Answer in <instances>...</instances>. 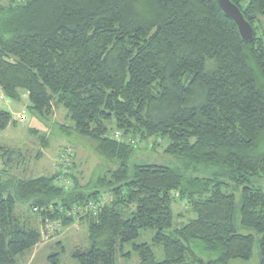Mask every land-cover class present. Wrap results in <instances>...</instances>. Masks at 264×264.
<instances>
[{
	"label": "trees",
	"instance_id": "16d2710c",
	"mask_svg": "<svg viewBox=\"0 0 264 264\" xmlns=\"http://www.w3.org/2000/svg\"><path fill=\"white\" fill-rule=\"evenodd\" d=\"M231 1L252 43L217 0H0V90L27 93L34 117L101 161L65 188L58 172L17 178L21 152L0 144V264L40 242L18 204L45 225L86 223L78 264L131 257L146 230L164 258L133 245L139 264H264V0ZM56 107L70 125L50 122ZM12 123L0 109V132ZM162 147V159L141 154Z\"/></svg>",
	"mask_w": 264,
	"mask_h": 264
},
{
	"label": "rangeland",
	"instance_id": "374dc122",
	"mask_svg": "<svg viewBox=\"0 0 264 264\" xmlns=\"http://www.w3.org/2000/svg\"><path fill=\"white\" fill-rule=\"evenodd\" d=\"M256 26L259 27L261 33H264L263 18L259 17L257 19ZM29 106L30 101L25 92L22 93L19 101L9 99L0 93V109L12 113V116H16L18 120L16 127H11L7 132L3 133L2 140L7 141L10 145L9 147L19 149L22 155L21 158L17 157L15 159L11 172L17 178L24 179L42 175L49 176L53 173V163L54 172H56V162L59 155L63 153V150L70 149L72 153L71 156L68 155L67 157V173L75 175L83 186L86 185L94 171L101 167V161L92 152L91 147L93 143L85 140V145L82 143L77 145L70 144L64 137L56 134L53 129L47 127L43 122L34 117L29 110ZM66 114L65 108L56 107L50 122L70 125V122L66 119ZM34 128L38 130V135L31 132ZM114 133L115 131L112 133L113 136ZM46 135L49 138V147L43 150L44 147L40 136ZM41 150H43L44 156L42 159H39L37 158V154ZM146 150H143V153H141L143 157L146 156L150 160L159 159V157L163 158V147L152 152H147ZM1 170L2 165L0 163ZM173 208L177 214L185 212L183 204L174 203ZM16 211L18 215L24 217V220L28 219L27 221L30 225L39 229L41 236L39 244L19 258V264H53L51 262L53 255H58V264H78L73 258L74 251L76 249H87L90 245L86 223L77 221L66 229L61 227L58 231L47 237L48 235L45 234L46 225L43 224V220L41 222V217L33 212L35 210L32 211L29 204H18ZM178 221L181 222L180 219ZM154 235L155 231L153 230L142 231L136 240L125 246V253L131 252L132 256H118L116 264H139V258L133 252V245L144 243L153 245V251L156 254L157 260L162 261L164 258L163 248L161 246H154ZM255 254V256H258L257 248L255 249ZM253 261L249 263L234 261L232 264H253Z\"/></svg>",
	"mask_w": 264,
	"mask_h": 264
},
{
	"label": "water",
	"instance_id": "95a60500",
	"mask_svg": "<svg viewBox=\"0 0 264 264\" xmlns=\"http://www.w3.org/2000/svg\"><path fill=\"white\" fill-rule=\"evenodd\" d=\"M217 2L224 15L236 25L242 40L248 44L252 43L255 31L241 9L231 0H217Z\"/></svg>",
	"mask_w": 264,
	"mask_h": 264
},
{
	"label": "built area",
	"instance_id": "2783aa9c",
	"mask_svg": "<svg viewBox=\"0 0 264 264\" xmlns=\"http://www.w3.org/2000/svg\"><path fill=\"white\" fill-rule=\"evenodd\" d=\"M21 118V116H20ZM115 137L117 139L121 138V135L119 133H116ZM72 151L70 149L63 150V153L59 155V158L57 159L56 162V172L60 174L59 176V183L64 186L65 188L70 187V182L68 179V173H67V165L66 163L68 162V155L71 156ZM73 156V154H72ZM35 211H37V208H34ZM61 228L59 223H49L46 225L45 228V234H47L49 237L51 234H53L55 231H58Z\"/></svg>",
	"mask_w": 264,
	"mask_h": 264
},
{
	"label": "crops",
	"instance_id": "0c3cea01",
	"mask_svg": "<svg viewBox=\"0 0 264 264\" xmlns=\"http://www.w3.org/2000/svg\"><path fill=\"white\" fill-rule=\"evenodd\" d=\"M0 93L1 94H3L2 93V91L0 90ZM3 96H4V94H3ZM2 97V96H1ZM12 114V113H11ZM66 116H67V114H66ZM13 118H14V120L17 122L16 124H14V123H12L9 127H8V129L6 130V131H3V132H0V144L1 145H3V146H5V147H8V148H11V147H9L10 145L8 144V142L7 141H2L3 140V133H5V132H7L11 127H16L17 125H18V120L16 119V116L14 117L13 116ZM34 132V134H37L38 133V130H36L35 128L34 129H32L31 130V132ZM32 132V133H33ZM38 135V134H37ZM47 136V135H46ZM48 138V137H47ZM48 140H49V138H48ZM49 145V144H48ZM49 146H46V147H44V149L43 150H45L46 148H48ZM12 149H14V148H12ZM43 150H41L40 152H41V155H40V157H37V158H39V159H42L43 158V156H44V152H43ZM39 153V152H38ZM55 162V161H54ZM52 170H53V173H54V163H53V167H52ZM52 173V174H53ZM42 176H44V175H42Z\"/></svg>",
	"mask_w": 264,
	"mask_h": 264
}]
</instances>
